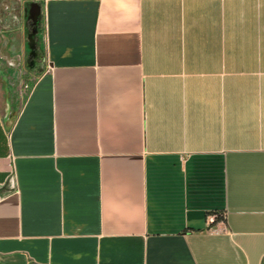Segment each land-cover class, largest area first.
Returning <instances> with one entry per match:
<instances>
[{
	"label": "crops",
	"instance_id": "0c3cea01",
	"mask_svg": "<svg viewBox=\"0 0 264 264\" xmlns=\"http://www.w3.org/2000/svg\"><path fill=\"white\" fill-rule=\"evenodd\" d=\"M32 1L0 264H264V0Z\"/></svg>",
	"mask_w": 264,
	"mask_h": 264
},
{
	"label": "rangeland",
	"instance_id": "374dc122",
	"mask_svg": "<svg viewBox=\"0 0 264 264\" xmlns=\"http://www.w3.org/2000/svg\"><path fill=\"white\" fill-rule=\"evenodd\" d=\"M0 33L15 39L11 60L0 62V102L12 120L45 68L43 13L32 0H0Z\"/></svg>",
	"mask_w": 264,
	"mask_h": 264
}]
</instances>
